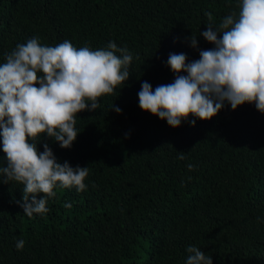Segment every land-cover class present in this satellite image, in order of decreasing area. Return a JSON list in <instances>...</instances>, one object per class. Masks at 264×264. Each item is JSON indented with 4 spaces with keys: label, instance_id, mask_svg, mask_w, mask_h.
<instances>
[{
    "label": "trees",
    "instance_id": "trees-1",
    "mask_svg": "<svg viewBox=\"0 0 264 264\" xmlns=\"http://www.w3.org/2000/svg\"><path fill=\"white\" fill-rule=\"evenodd\" d=\"M233 10L238 0H0V64L33 37L93 50L114 41L133 57L125 86L77 116L70 149L36 141L58 162L89 167L85 191L57 188L47 214L28 217L22 185L0 183V264H186L188 246L213 264H264V113L226 103L211 121L172 128L141 110L137 95L144 81H174L170 53L191 62L213 48L200 32Z\"/></svg>",
    "mask_w": 264,
    "mask_h": 264
},
{
    "label": "clouds",
    "instance_id": "clouds-1",
    "mask_svg": "<svg viewBox=\"0 0 264 264\" xmlns=\"http://www.w3.org/2000/svg\"><path fill=\"white\" fill-rule=\"evenodd\" d=\"M205 15L212 21L210 12ZM200 35L214 47L200 50L199 59L191 62L185 53H170L167 66L174 81L155 89L144 81L137 94L141 110L172 128L183 121L195 126L191 117L211 121L226 103L233 111L254 104L264 113V0H238V10L225 15L217 27L209 24ZM187 39L198 49L194 33ZM132 61L127 47L114 41L93 50L68 40L46 46L33 37L5 54L0 64V133L7 166L0 167V183L22 185L20 207L26 216L47 214L57 188L86 190L89 167L58 162L48 143L41 152L36 141L46 136L70 149L79 135L77 116L100 109L101 98L122 89ZM111 109L122 111L115 104ZM178 159H185L183 152ZM187 167L193 170L192 164ZM24 246L23 239L16 242L18 251ZM186 251V264H213L198 247Z\"/></svg>",
    "mask_w": 264,
    "mask_h": 264
}]
</instances>
